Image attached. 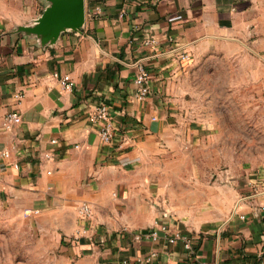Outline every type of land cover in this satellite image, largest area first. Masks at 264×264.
Listing matches in <instances>:
<instances>
[{"label":"crops","instance_id":"0c3cea01","mask_svg":"<svg viewBox=\"0 0 264 264\" xmlns=\"http://www.w3.org/2000/svg\"><path fill=\"white\" fill-rule=\"evenodd\" d=\"M44 7L0 0V151L13 147L9 159L0 155V204L16 198L23 210L39 213L40 205L63 219L59 242L74 264H264V160L254 173L227 175L226 188L204 178L191 185L174 167L210 124V66L240 70L239 84L258 85L264 116V0H85L81 32L62 33L52 46L12 33ZM138 61L151 76L143 100ZM98 103L115 128L107 144L87 119ZM9 112L20 121L6 129ZM80 202L91 207L93 239L72 236L83 224ZM154 222L189 233L191 248L133 238Z\"/></svg>","mask_w":264,"mask_h":264},{"label":"rangeland","instance_id":"374dc122","mask_svg":"<svg viewBox=\"0 0 264 264\" xmlns=\"http://www.w3.org/2000/svg\"><path fill=\"white\" fill-rule=\"evenodd\" d=\"M207 71L211 94L205 96V106L210 124L203 139L187 146L180 154L181 164L174 167L192 179L191 185L196 184L197 178H204L205 184L226 188L227 175L254 173L264 160V116L258 98L254 97L260 96L258 85L239 84L240 70L234 73L223 66H210ZM245 96H251L250 100ZM184 157L189 161L185 162ZM18 201L13 198L0 204V264H74L65 256V245L59 242L63 236L59 222L63 219L46 215L40 205H34L39 213L26 216ZM10 206L11 212L3 211Z\"/></svg>","mask_w":264,"mask_h":264},{"label":"built area","instance_id":"2783aa9c","mask_svg":"<svg viewBox=\"0 0 264 264\" xmlns=\"http://www.w3.org/2000/svg\"><path fill=\"white\" fill-rule=\"evenodd\" d=\"M97 9V8H96ZM170 41H172L170 39ZM144 45L147 46H155L157 43L156 38L152 37H145L143 40ZM175 50L173 47L172 50ZM180 59H188V53L187 52H180L178 54ZM136 68V75L134 78V83L137 86V98L140 100H143L149 91V81H150V73L145 68L144 64L140 61L135 63ZM61 83L66 88H71L73 86V82L70 80L68 75H65ZM22 97V94L17 93L15 95V98L19 100ZM88 121L92 124H99L98 126V134L99 138L103 143H110L114 137H115V128L112 122L110 109L108 106L104 103H98L94 106L93 110L88 114L87 117ZM20 121V117L16 112H9L5 114V116L2 118L1 125L4 128H10L12 125L18 123ZM51 144H56L57 140L55 138L50 140ZM13 147L6 148L0 151L1 157L5 159H9L12 153ZM44 158L48 159L51 157L50 152H45L43 154ZM12 166L14 168H18V163L13 162ZM264 209V206L262 207ZM38 213L37 209H30L26 208L23 210V214L26 216L35 215ZM77 215L79 220L83 223L79 226V228L76 230L77 234H75V237L78 236H87L90 239L92 238V234L89 235V227L88 224L91 222L92 219V210L90 205L87 202H80L77 207ZM133 238L135 240H142V239H148L152 242H157L159 239L164 238L168 243H174L176 241H181L183 243V246L185 249L189 250L191 248V235L189 233H185L179 230L170 232L168 228L165 225L159 224L157 222H154L151 227L148 228V230L141 231V232H135L132 234ZM155 254L152 253L151 256H154ZM117 264H132L127 259L120 260ZM254 264H262V263H254Z\"/></svg>","mask_w":264,"mask_h":264},{"label":"water","instance_id":"95a60500","mask_svg":"<svg viewBox=\"0 0 264 264\" xmlns=\"http://www.w3.org/2000/svg\"><path fill=\"white\" fill-rule=\"evenodd\" d=\"M45 7L30 24L17 25L12 33L52 46L62 33H80L85 23V0H43Z\"/></svg>","mask_w":264,"mask_h":264}]
</instances>
